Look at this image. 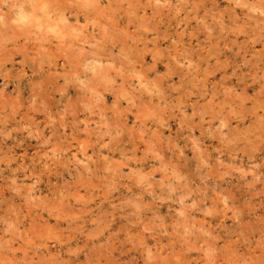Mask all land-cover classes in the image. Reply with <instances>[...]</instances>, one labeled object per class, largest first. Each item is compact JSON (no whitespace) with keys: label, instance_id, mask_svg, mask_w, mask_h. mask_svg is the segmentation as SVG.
<instances>
[{"label":"clouds","instance_id":"1","mask_svg":"<svg viewBox=\"0 0 264 264\" xmlns=\"http://www.w3.org/2000/svg\"><path fill=\"white\" fill-rule=\"evenodd\" d=\"M0 264H264V0H0Z\"/></svg>","mask_w":264,"mask_h":264}]
</instances>
